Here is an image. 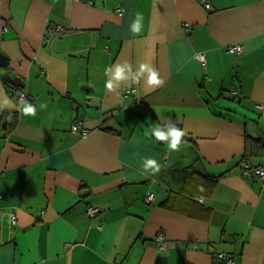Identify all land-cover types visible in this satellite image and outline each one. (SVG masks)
I'll return each instance as SVG.
<instances>
[{
    "label": "crops",
    "instance_id": "0c3cea01",
    "mask_svg": "<svg viewBox=\"0 0 264 264\" xmlns=\"http://www.w3.org/2000/svg\"><path fill=\"white\" fill-rule=\"evenodd\" d=\"M5 26L0 264H264V179L243 172L264 166V0H0ZM125 62L150 63L163 84L128 73L109 91ZM169 118L185 131L179 151L144 135Z\"/></svg>",
    "mask_w": 264,
    "mask_h": 264
},
{
    "label": "clouds",
    "instance_id": "9594fccd",
    "mask_svg": "<svg viewBox=\"0 0 264 264\" xmlns=\"http://www.w3.org/2000/svg\"><path fill=\"white\" fill-rule=\"evenodd\" d=\"M142 14L137 13V18L135 22L132 24L131 31L133 34H139L142 28ZM127 69V72H126ZM110 72V68L105 69V75L108 76ZM128 73H132L131 81L133 83H139L141 77H145L146 74V84L151 87H159L163 84V80L159 77L158 71L150 64V63H141L139 68L133 72L132 66L127 62L120 64H115V71L111 73V78H109L105 82V87L109 91H113L115 86L119 84L120 81L129 80ZM3 103L5 105L9 104L10 101L7 97L4 98ZM46 104H41V108H46ZM19 108L23 115L25 116H34L36 115V108L33 104L28 103L27 100L22 98V103H20ZM11 117H9L10 119ZM144 135L151 139L154 136L157 141H163L167 145V149L172 151H179L180 145L182 143V137L185 136V131L181 128H178L176 124L171 122L169 118V123L161 126L156 123L153 125H149L145 130ZM145 169H151L152 174H156L160 172L161 166L158 161L154 158H149L146 160L144 165Z\"/></svg>",
    "mask_w": 264,
    "mask_h": 264
},
{
    "label": "built area",
    "instance_id": "2783aa9c",
    "mask_svg": "<svg viewBox=\"0 0 264 264\" xmlns=\"http://www.w3.org/2000/svg\"><path fill=\"white\" fill-rule=\"evenodd\" d=\"M8 29L7 26L3 27L0 29V34L3 33L4 31H6ZM63 27H60V30H62ZM244 50V45L240 42L234 43V44H230L227 47V51L229 53H234V54H240L242 53V51ZM198 57L200 58V60H202L204 63H206V54L204 52H200L198 54ZM16 95L18 96L19 99L22 100V98L24 99H35V96L33 94H29L26 93L25 91H23L22 89H17ZM261 109H262V114L264 115V104L261 105ZM176 126L178 127V124H176ZM72 131L75 132L78 135H86L88 133V128L84 125V122L82 120H78L76 122L73 123L72 125ZM166 158L164 160L167 159V156H165ZM244 174L246 175H257L259 176L261 179H264V166H254L251 163H246L244 169H243ZM155 199V194L153 191H149L147 193L146 196V200L148 202H151ZM102 211V209L99 206L96 205H88L87 207V213L90 214L91 216H95L96 214L100 213ZM9 217L11 220L12 224H15L17 222V218H16V213L14 211H10L9 212ZM158 240L160 242V250L163 248H166L168 246V241H167V237L165 235L164 232H159L158 235ZM226 255L224 252H220L218 254V259H223L225 258ZM227 261L229 263H234V260L232 258H227ZM218 263V262H217Z\"/></svg>",
    "mask_w": 264,
    "mask_h": 264
},
{
    "label": "water",
    "instance_id": "95a60500",
    "mask_svg": "<svg viewBox=\"0 0 264 264\" xmlns=\"http://www.w3.org/2000/svg\"><path fill=\"white\" fill-rule=\"evenodd\" d=\"M10 59L8 56L0 51V66L9 67ZM5 81L10 82L15 86H23L22 78L20 76H12L9 72H5L3 75ZM88 105L96 104V100L86 102Z\"/></svg>",
    "mask_w": 264,
    "mask_h": 264
}]
</instances>
